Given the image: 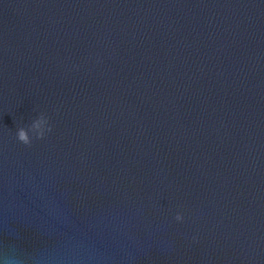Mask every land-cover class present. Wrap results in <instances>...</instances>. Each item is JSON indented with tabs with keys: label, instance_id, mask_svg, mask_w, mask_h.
<instances>
[{
	"label": "water",
	"instance_id": "95a60500",
	"mask_svg": "<svg viewBox=\"0 0 264 264\" xmlns=\"http://www.w3.org/2000/svg\"><path fill=\"white\" fill-rule=\"evenodd\" d=\"M41 113L52 131L20 143ZM9 244L41 264H264V0H0Z\"/></svg>",
	"mask_w": 264,
	"mask_h": 264
},
{
	"label": "clouds",
	"instance_id": "9594fccd",
	"mask_svg": "<svg viewBox=\"0 0 264 264\" xmlns=\"http://www.w3.org/2000/svg\"><path fill=\"white\" fill-rule=\"evenodd\" d=\"M51 131L52 126L49 123V118L41 113L30 125L18 127L16 138L20 143L31 146L33 139H44L46 134ZM183 219L184 217L182 214H176V221L182 222ZM193 239H195V237ZM41 260V256L28 253L20 249L16 244H9L7 245L5 253L0 257V264H41Z\"/></svg>",
	"mask_w": 264,
	"mask_h": 264
}]
</instances>
